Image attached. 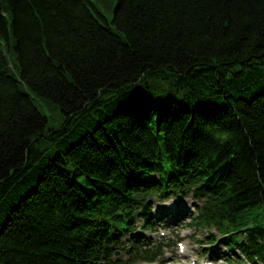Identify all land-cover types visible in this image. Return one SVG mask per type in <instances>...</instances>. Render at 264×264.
I'll use <instances>...</instances> for the list:
<instances>
[{"label":"trees","instance_id":"obj_1","mask_svg":"<svg viewBox=\"0 0 264 264\" xmlns=\"http://www.w3.org/2000/svg\"><path fill=\"white\" fill-rule=\"evenodd\" d=\"M166 220L264 264V0H0V264L162 262Z\"/></svg>","mask_w":264,"mask_h":264},{"label":"rangeland","instance_id":"obj_2","mask_svg":"<svg viewBox=\"0 0 264 264\" xmlns=\"http://www.w3.org/2000/svg\"><path fill=\"white\" fill-rule=\"evenodd\" d=\"M114 3V1H113ZM60 121V118L57 117V113L51 115V123L56 126ZM198 199L194 198L192 194L186 196H178L176 198L169 199L168 201H155V207L153 208V213H156L158 210L166 209L168 211H173L175 208H184L185 210L190 209L189 207H194ZM195 214V212H192ZM154 217V216H153ZM188 221L192 217L191 215L184 216ZM181 222L178 223H168L163 226V223L159 224V221H156V226L154 230L142 231L141 228H138L135 231V234H139L141 240L146 241H157L160 237H167L170 240H175V245H171L170 248L165 249L164 256L161 258L162 262L156 260V264H206V262H212V264H230L227 260H224L226 254H230V251H227L222 247L218 242L214 246H208L207 240L210 234L218 236V233L215 229L207 231L205 228L195 229L193 227L181 226ZM140 225V222H138ZM174 232L179 236V240L174 235ZM145 236V237H144ZM213 248V250L211 249ZM222 250V251H220ZM213 253V254H210ZM213 255V256H211ZM224 256L223 258H218V256ZM240 255V254H239ZM117 257L123 256L122 252H117ZM240 258L241 255L239 256ZM241 262V264H244ZM140 264H143L142 262Z\"/></svg>","mask_w":264,"mask_h":264},{"label":"water","instance_id":"obj_3","mask_svg":"<svg viewBox=\"0 0 264 264\" xmlns=\"http://www.w3.org/2000/svg\"><path fill=\"white\" fill-rule=\"evenodd\" d=\"M117 253V252H116ZM136 264V263H135Z\"/></svg>","mask_w":264,"mask_h":264}]
</instances>
